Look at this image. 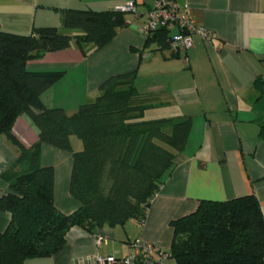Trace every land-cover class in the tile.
Listing matches in <instances>:
<instances>
[{
    "label": "crops",
    "instance_id": "crops-1",
    "mask_svg": "<svg viewBox=\"0 0 264 264\" xmlns=\"http://www.w3.org/2000/svg\"><path fill=\"white\" fill-rule=\"evenodd\" d=\"M129 1L136 3L139 16L127 15L129 25L104 47L88 45L84 54L72 45L33 59L27 67L64 73L42 98L47 106L68 113L93 101L108 77L135 72V84L150 102L167 116L191 120L187 144L143 222L132 219L93 233L74 226L60 252L23 264H97L99 257L126 256L135 240L158 244L167 254L165 264H178L171 255V223L195 212L201 201L253 194L264 215V93L256 85L264 81V0H176L215 35L211 43L195 35L194 47L178 56L157 50L156 44L145 46L140 27L155 0H0V28L30 34L37 27H62L64 10L105 11ZM178 32L171 30L172 36ZM13 132L27 147L39 142L28 115L16 119ZM71 143L80 150L75 136ZM38 150L40 164L55 169L56 207L73 213L79 203L69 192L72 154L46 144ZM19 154L17 145L2 135L0 196L10 191L11 180L32 167L30 160L19 161ZM10 221L11 214L0 211V232Z\"/></svg>",
    "mask_w": 264,
    "mask_h": 264
},
{
    "label": "trees",
    "instance_id": "trees-1",
    "mask_svg": "<svg viewBox=\"0 0 264 264\" xmlns=\"http://www.w3.org/2000/svg\"><path fill=\"white\" fill-rule=\"evenodd\" d=\"M128 25L127 12L117 9H68L62 14V27H37L30 34L0 28V137L17 145L19 161L32 164L0 196V211L11 214L7 229L0 232V264L57 254L74 226L93 233L132 219L143 222L176 168L191 120L145 119L156 104L138 90L135 72L108 77L93 101L68 113L47 106L42 98L64 73L27 67L33 59L72 45L84 54L88 45L102 48ZM171 37V30L160 28L145 38V46L156 44L157 50L178 56L170 47ZM256 85L264 93V81L257 80ZM24 114L38 128L35 146L27 147L13 132L16 119ZM72 136L81 140L82 149H73ZM42 144L72 154L69 192L79 207L71 214L55 205V169L40 164ZM171 224V255L178 264H264V215L253 194L203 200L195 212Z\"/></svg>",
    "mask_w": 264,
    "mask_h": 264
},
{
    "label": "built area",
    "instance_id": "built-area-1",
    "mask_svg": "<svg viewBox=\"0 0 264 264\" xmlns=\"http://www.w3.org/2000/svg\"><path fill=\"white\" fill-rule=\"evenodd\" d=\"M116 9L139 16L134 1H129ZM160 28L178 29V34L170 38L169 44L171 49L179 54H185L194 47L195 35L201 36L206 43H211L215 39L213 32L199 26L189 14L188 7L179 5L176 0H155L154 6L147 12L140 32L146 38ZM100 242L101 240H98V243ZM166 258L167 254L158 244L135 240L130 244V251L126 256L99 257L97 264H165Z\"/></svg>",
    "mask_w": 264,
    "mask_h": 264
},
{
    "label": "rangeland",
    "instance_id": "rangeland-1",
    "mask_svg": "<svg viewBox=\"0 0 264 264\" xmlns=\"http://www.w3.org/2000/svg\"><path fill=\"white\" fill-rule=\"evenodd\" d=\"M127 15H131V13H127ZM168 114V112H167ZM166 113H164L159 107H155L153 109H149L145 113V119H159L161 117H168ZM76 140L82 144L81 140L78 139L77 136H75ZM59 149V148H58ZM80 149H82V145H80ZM62 150V149H61ZM66 151V150H65Z\"/></svg>",
    "mask_w": 264,
    "mask_h": 264
}]
</instances>
